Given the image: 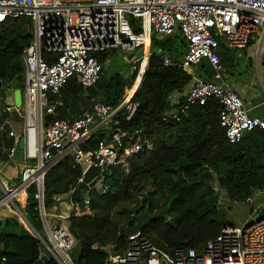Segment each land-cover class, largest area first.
I'll use <instances>...</instances> for the list:
<instances>
[{
  "label": "built area",
  "instance_id": "obj_1",
  "mask_svg": "<svg viewBox=\"0 0 264 264\" xmlns=\"http://www.w3.org/2000/svg\"><path fill=\"white\" fill-rule=\"evenodd\" d=\"M129 16L139 20V32L133 29ZM17 17L29 18L33 33V40L22 56L23 102L21 107H15L9 106L6 99L0 98V101L10 115L16 108L23 121L19 133H9L15 143L10 155L16 153L23 138L22 154L27 162L16 185L7 188L0 181L3 193L0 207L13 205L21 218H26L16 201L32 185L37 186L35 198L46 235L35 228L34 234L48 251L49 261L76 264L73 251L77 240L66 220L73 213H90V199L86 195L82 205L73 203L72 213L67 217L56 206L46 209L44 191L48 171L71 156L74 167L80 166L82 170L79 187L90 167L105 165L107 168L91 188L105 193L109 190L105 173L111 175L112 168L119 165L122 150L125 155L145 151V146L134 140L143 130L131 133L123 129L116 115L125 109L130 120L139 107L133 97L148 68L154 35L182 33L188 42L183 60L176 62L168 55H163L162 60L164 65H178L194 77L184 95L185 102L180 104L182 96L180 92L175 93L172 103L177 106L162 121H180L192 106L216 99L221 104L220 125L231 144L240 142L256 128L264 129V118L250 115L242 98L225 85L227 69L219 53L220 41L227 48L243 49L259 35V50L264 54V0H0V24ZM109 50L124 53L130 73H137L133 86L126 87L121 105L111 110L96 100L73 121L57 118V111L64 106L61 89L75 77L83 88V95H87V89L97 82L103 70L94 54ZM45 53L54 60L48 61ZM202 60L211 64L215 80L197 78L191 71ZM8 90L13 93L15 89ZM47 115L55 117L49 124H46ZM108 127L112 129L109 139L100 140L95 149L82 147L97 130ZM215 190L219 191L217 186ZM257 195L250 196L246 203L254 204ZM146 196L147 191L142 190L138 199L145 200ZM222 201L220 196L219 203ZM260 209L261 205H255L250 220L245 223L225 225L201 251L191 245L161 247L142 229L126 237L127 248L123 251L114 252V245L93 247L108 253L106 264H264V216H259ZM52 221L57 224L53 225Z\"/></svg>",
  "mask_w": 264,
  "mask_h": 264
},
{
  "label": "trees",
  "instance_id": "obj_2",
  "mask_svg": "<svg viewBox=\"0 0 264 264\" xmlns=\"http://www.w3.org/2000/svg\"><path fill=\"white\" fill-rule=\"evenodd\" d=\"M129 19L133 29L139 32V20L132 16ZM32 40L29 18H11L0 24V98L7 96L2 86L24 90L22 56ZM187 48L188 42L180 31L152 37L148 68L133 97L139 107L130 120L125 109L116 115L123 129L131 133L143 130L134 140L143 144L145 151L125 155L122 150L119 165L112 168L111 175L105 173L109 190L105 193L92 190L90 213L69 216L68 227L77 240L73 251L76 264H106L108 253L95 249L94 245H114V252L125 250L128 239L124 229L133 226L137 217L145 212L154 215L167 208L166 219L155 220L142 229L155 244L171 248L190 241V245L200 251L208 240L231 223L226 218L232 208L227 205V200L246 203L250 196L259 193L262 195L260 210L264 213V129L256 128L246 133L240 142L231 144L220 125L221 104L216 99H210L205 105L192 106L180 121H162L164 115L177 106L172 103V96L185 92L194 78L191 72L178 65H164L162 56L168 55L180 62ZM109 51L94 54L103 70L97 82L87 89V95H83V88L75 77L61 89L64 106L57 111V118H63V111L77 107L79 102L91 107L98 100L111 110L121 105L126 87L133 86L137 73L129 72V63L126 72L108 73ZM233 51L220 41L219 53L227 71L235 66ZM44 56L48 61L54 60L48 53ZM191 71L204 80H212L215 76L207 60L193 66ZM179 100L183 104L185 97ZM7 118L12 116L0 101V125ZM53 119L54 115H47L46 124ZM111 134L110 127L99 129L82 147L95 149L100 140L109 139ZM11 145L9 140H0V148L9 149ZM81 175L80 166L74 167L71 156L51 168L45 176V208L57 206V196L72 191V202L82 205L86 191L78 187ZM216 186L219 191L215 190ZM142 190L147 191L145 200L138 199ZM36 193L37 186L32 185L16 202L32 226L42 233L44 226ZM222 193L226 199L219 203ZM222 208L227 209L226 214L220 212ZM254 209L255 205L250 204V214ZM41 246L40 239L17 212L0 220V264H33L42 254ZM48 264L58 263L52 259Z\"/></svg>",
  "mask_w": 264,
  "mask_h": 264
},
{
  "label": "crops",
  "instance_id": "obj_3",
  "mask_svg": "<svg viewBox=\"0 0 264 264\" xmlns=\"http://www.w3.org/2000/svg\"><path fill=\"white\" fill-rule=\"evenodd\" d=\"M259 47H260V39H259V35H256L253 37L250 46H248L245 49H235L237 52L243 51L242 55L238 56V53L234 52L232 49L234 53V61H235L234 64L235 65L238 64L239 63L238 58L241 59L246 54V57L248 59V63H247L248 68L249 66H256L257 75L255 74L254 70L249 68L248 71L251 74L248 75L249 77L248 81H246V83H240V82L235 81L232 78V75L228 72L230 71L231 69L230 68L227 71V78L225 79V85L233 88V90L242 98V100L245 103V107L249 111L250 115L255 116V117L264 118V54L260 52ZM196 77L200 78L198 75H196ZM212 80H215V76L212 78ZM259 81L262 83L263 86H260ZM76 82L79 83L77 79H76ZM188 90L189 89H186L185 92L180 93L181 96L184 97V95L187 93ZM87 108L88 107L82 105L81 102H79V105L77 107L66 108L65 112L63 111L65 109L64 108L60 110V112L63 111V114H64L62 119L73 121L79 118L82 115V113L85 110H87ZM19 122H21V129L17 130L18 128L16 127V123H19ZM22 128H23V121L21 119L20 121H17L13 117L7 118L0 125V133H1L0 140L2 142L5 140L11 141L12 145L9 148L11 150L14 147L15 143H14V138L11 137L9 133L10 131L19 133L22 130ZM0 149H1L0 152H1V157H2L0 160V176L3 177V180L2 181L0 180V181L7 188H11L12 186L18 183L20 179L21 170L23 169L24 164L27 161L23 157L22 149L20 148V142L18 144V150L16 151L14 155H10V150L7 147L1 146ZM0 191L3 196L1 189ZM72 192L57 196L59 203L56 207L59 210V212L63 214V211L61 210V206L62 204H64L65 209L68 211L66 215L63 214L66 217L72 213V206H73V202L71 199ZM6 206H10V205H4L0 207V220H3V221L7 217L13 216L14 213L17 212L14 207L11 209Z\"/></svg>",
  "mask_w": 264,
  "mask_h": 264
},
{
  "label": "water",
  "instance_id": "obj_4",
  "mask_svg": "<svg viewBox=\"0 0 264 264\" xmlns=\"http://www.w3.org/2000/svg\"><path fill=\"white\" fill-rule=\"evenodd\" d=\"M227 86V85H226ZM0 87H1V82H0ZM229 87V86H228ZM231 88V87H229ZM2 89L4 91H7V96H6V103L9 106H15V107H21L22 106V90L21 89H15L13 93H11L10 90H8L7 86H2ZM233 90V88H231ZM244 102V101H243ZM244 107H245V103H244ZM11 116L17 120L20 121V115L17 111L16 108H14L11 111ZM24 147V139L22 138L20 140V148L23 149ZM85 167V165H83V168ZM107 167L104 165L102 167L100 166H93L90 167L85 175H84V179L82 181V183H80L79 185V189L80 190H85L86 191V195L87 197L91 196V188L97 183V181L100 179L101 177V172L103 169H106ZM261 199H262V195L259 194L256 196L255 200H254V204L256 206H260L261 205ZM170 205H168L169 207ZM222 214H226L227 213V209L226 208H222L220 211ZM167 213V208L163 209L162 211L151 215L148 212H145L141 215H139L137 217L136 223L131 226V227H126L124 229V233L126 237H129L135 233H137L139 230L143 229L147 224L155 221V220H159L161 218L166 219ZM259 216L263 217L264 213L262 210H260L259 212ZM255 219L257 218L256 216L254 217ZM25 221L27 222V224L29 225V227L32 229V231L34 232V227L32 226V224L29 222V220L26 218H24ZM52 224L55 225L57 224V221H52ZM190 245V241H187L184 243V246H189ZM41 256L40 258L33 264H48L49 263V253L46 250V248L44 246H41Z\"/></svg>",
  "mask_w": 264,
  "mask_h": 264
},
{
  "label": "rangeland",
  "instance_id": "obj_5",
  "mask_svg": "<svg viewBox=\"0 0 264 264\" xmlns=\"http://www.w3.org/2000/svg\"><path fill=\"white\" fill-rule=\"evenodd\" d=\"M109 53H110V56L106 64L108 73H112V72L119 71V70L123 72L128 71L129 68L127 69V61L124 57V53H122L120 50H110ZM237 53H238V56H240L243 54V51H238ZM238 59H239V63L236 64L233 68H231L229 73L232 75V78L235 81L240 82V83H246V81H248V78H249L248 75L251 74L248 71L249 68L254 70L255 74L257 75L256 66H249L248 68L247 66L248 59L246 57V54L243 58L241 59L238 58ZM191 86L192 84L189 85L188 89H190ZM260 86H263L261 82H260ZM16 127L18 128L17 130L21 129V122L16 123ZM0 180L1 181L3 180L2 176H0ZM223 198L226 199L224 195H223ZM227 203H228L227 205L232 206V208L229 210L226 216L227 220L230 221L231 224L239 225V224L245 223L250 220V217H251L250 216V205L248 203H232L229 200H227ZM6 207H9L12 209L13 205L6 206ZM61 210L63 211L64 215L68 213V211L65 209L64 204H62ZM66 223L68 224V221ZM41 234L46 235V232L43 231Z\"/></svg>",
  "mask_w": 264,
  "mask_h": 264
}]
</instances>
